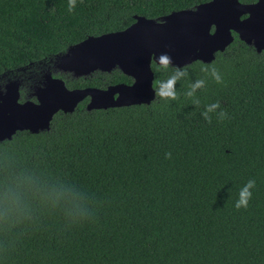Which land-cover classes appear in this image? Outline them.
Returning <instances> with one entry per match:
<instances>
[{
	"label": "trees",
	"instance_id": "16d2710c",
	"mask_svg": "<svg viewBox=\"0 0 264 264\" xmlns=\"http://www.w3.org/2000/svg\"><path fill=\"white\" fill-rule=\"evenodd\" d=\"M210 0H0V77L48 60L134 17ZM250 4L256 0H239ZM215 66L217 84L201 69ZM152 65L154 83L164 74ZM179 99L55 115L48 131L0 143V190L22 184L23 210L0 211V264H264V51L236 37L211 64L184 67ZM206 79L195 98L190 83ZM130 83L115 72L70 89ZM219 102L210 113L206 106ZM227 118L218 119V113ZM171 153V158L166 154ZM255 180L246 209L238 193ZM65 195L56 201L53 191Z\"/></svg>",
	"mask_w": 264,
	"mask_h": 264
},
{
	"label": "water",
	"instance_id": "95a60500",
	"mask_svg": "<svg viewBox=\"0 0 264 264\" xmlns=\"http://www.w3.org/2000/svg\"><path fill=\"white\" fill-rule=\"evenodd\" d=\"M235 37L257 54L264 51V0H210L157 19L135 16L125 30L90 36L55 56L60 69L75 79L118 71L132 84L68 89L63 79L47 75L32 94L36 102L20 103L18 81L8 80L0 85V143L19 132L48 131L58 112L72 114L85 99L88 112L149 105L155 99L152 65L162 54L174 67L211 64Z\"/></svg>",
	"mask_w": 264,
	"mask_h": 264
},
{
	"label": "clouds",
	"instance_id": "9594fccd",
	"mask_svg": "<svg viewBox=\"0 0 264 264\" xmlns=\"http://www.w3.org/2000/svg\"><path fill=\"white\" fill-rule=\"evenodd\" d=\"M83 2V0H81ZM77 0H68V11L73 12L76 7ZM158 65L157 70L164 74V78L157 80L154 83V91L156 92L157 97L165 102L175 101L179 99V96L176 91V84L186 79L189 76V72L186 68H181L179 66H173L172 59L167 54H162L156 61ZM205 73L208 79L213 80L217 84L223 83L222 76L219 70L215 66H205L201 69ZM206 87V79L197 78L195 81L190 83L188 91L185 93V96L192 98V103L194 106H199V99L195 98L197 90L203 89ZM217 109H221L219 102L210 104L206 106V110L201 113L205 120L211 123L210 113L215 112ZM227 112L221 110L218 113V119L223 120L227 118ZM166 158H171V153L166 154ZM255 180H249L248 183L242 187L238 193V199L235 203V208L246 209L249 206V202L252 198V189L255 187ZM26 190L22 184L9 185L2 190H0V211L4 214L23 210L25 206V197ZM65 194L58 191H53L49 193L51 198H54L56 201L61 199Z\"/></svg>",
	"mask_w": 264,
	"mask_h": 264
},
{
	"label": "flooded vegetation",
	"instance_id": "af4514ba",
	"mask_svg": "<svg viewBox=\"0 0 264 264\" xmlns=\"http://www.w3.org/2000/svg\"><path fill=\"white\" fill-rule=\"evenodd\" d=\"M55 56L49 57L48 60L44 59V60L38 61L37 63H30L27 66H24V67L18 69L16 71V73L3 74L0 77V85L6 84L8 82V80L18 81V85H19L18 86V90H19V93H20L19 102L20 103H24L26 101L36 102V98L32 94L35 93V91H36V89L38 87H42V83L44 82V78L47 75H50L53 78L63 79L64 82H65L66 87H67V83L81 80V79H75V78H73L70 75V73L62 71L60 69V66L58 65L59 62L57 61V58ZM115 72H118V71H113L112 75ZM118 73H120V72H118ZM96 74H101V73H94L90 77L93 78ZM83 80H88V79H83ZM129 81H130V83H128V84L127 83H123V82L122 83L107 84V85L104 86V88H106L107 86H110V85H115V84L131 85L132 84V80H130L128 78V82ZM83 88H97V87H83ZM83 88H79V89H83ZM104 88H101V89H104ZM68 89H70V88H68ZM75 89H77V88H75ZM88 102H89V99H85L82 103L79 104V105L82 106L80 108H82V109H84L86 111V106H87ZM78 106L75 109V111L78 109ZM62 114L66 115V114L61 113V112H58L56 115H62ZM26 133H28V132H26Z\"/></svg>",
	"mask_w": 264,
	"mask_h": 264
},
{
	"label": "rangeland",
	"instance_id": "374dc122",
	"mask_svg": "<svg viewBox=\"0 0 264 264\" xmlns=\"http://www.w3.org/2000/svg\"><path fill=\"white\" fill-rule=\"evenodd\" d=\"M96 75H97V74H96ZM96 75H95V76H96ZM100 75H102V76L105 75V76H106V75H112V73H111V74H102V73H101ZM90 78H91V77L89 76V77H87V78H79V79H90Z\"/></svg>",
	"mask_w": 264,
	"mask_h": 264
}]
</instances>
